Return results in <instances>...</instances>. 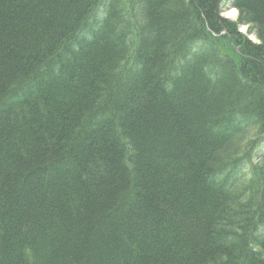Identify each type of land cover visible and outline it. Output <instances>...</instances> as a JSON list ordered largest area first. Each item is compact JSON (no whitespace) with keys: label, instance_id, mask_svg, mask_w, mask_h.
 I'll return each mask as SVG.
<instances>
[{"label":"trees","instance_id":"1","mask_svg":"<svg viewBox=\"0 0 264 264\" xmlns=\"http://www.w3.org/2000/svg\"><path fill=\"white\" fill-rule=\"evenodd\" d=\"M225 1L0 0V264H264V0Z\"/></svg>","mask_w":264,"mask_h":264},{"label":"rangeland","instance_id":"2","mask_svg":"<svg viewBox=\"0 0 264 264\" xmlns=\"http://www.w3.org/2000/svg\"><path fill=\"white\" fill-rule=\"evenodd\" d=\"M228 0H226L225 2L222 3V14L221 16L227 20L230 21H236L237 18V11L232 10L229 7V4L227 2ZM240 32L245 35L248 40L252 41L253 43H258V40L256 39L255 35L253 34V32L250 31V29H248L247 27H239ZM225 51V50H223ZM264 151V141L261 143V145L259 146V148L255 151L256 155L254 156L255 159H253V162L257 161V158L260 157L262 155V152ZM259 155V156H258ZM247 171L245 170L243 179L246 178L247 175Z\"/></svg>","mask_w":264,"mask_h":264}]
</instances>
